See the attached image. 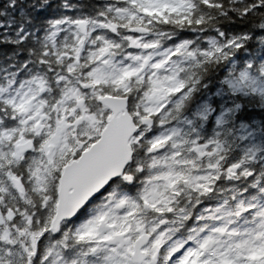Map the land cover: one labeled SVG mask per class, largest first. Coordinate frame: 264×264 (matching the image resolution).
<instances>
[{"label": "snow or ice", "instance_id": "6c2138e0", "mask_svg": "<svg viewBox=\"0 0 264 264\" xmlns=\"http://www.w3.org/2000/svg\"><path fill=\"white\" fill-rule=\"evenodd\" d=\"M0 264H264V0H0Z\"/></svg>", "mask_w": 264, "mask_h": 264}]
</instances>
